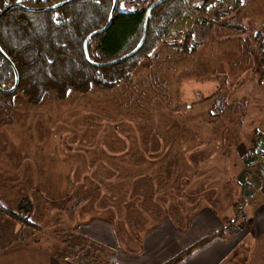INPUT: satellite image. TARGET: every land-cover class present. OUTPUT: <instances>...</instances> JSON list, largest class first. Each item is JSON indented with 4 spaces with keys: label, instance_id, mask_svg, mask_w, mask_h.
Instances as JSON below:
<instances>
[{
    "label": "rangeland",
    "instance_id": "obj_1",
    "mask_svg": "<svg viewBox=\"0 0 264 264\" xmlns=\"http://www.w3.org/2000/svg\"><path fill=\"white\" fill-rule=\"evenodd\" d=\"M222 1L201 10L207 23L189 12L200 2L183 3L166 37L111 90L37 105L22 93L0 99V208L17 211L30 201L38 227L0 212V254L29 244L69 264H115L113 250L79 224L112 223L123 250L138 253L165 221L197 233L202 211L223 225L193 245L216 235L209 243L245 246V222L260 201L254 185L264 186V71L257 67L264 45L256 41L264 0H245L242 19L231 24L244 0L212 8ZM20 232L26 240H14ZM240 250L238 259L248 258Z\"/></svg>",
    "mask_w": 264,
    "mask_h": 264
},
{
    "label": "trees",
    "instance_id": "obj_2",
    "mask_svg": "<svg viewBox=\"0 0 264 264\" xmlns=\"http://www.w3.org/2000/svg\"><path fill=\"white\" fill-rule=\"evenodd\" d=\"M64 1L67 0H0V15L9 6L18 3L29 8L45 9ZM190 1L200 2L201 11L217 0ZM113 2L77 0L57 11L37 13L20 7L5 14L0 20V48L3 51L0 52V89L9 90L16 84V74L9 60L19 74V86L12 94L0 92V99L22 93L30 104L37 105L48 96L65 99L70 92L88 93L93 88L111 90L122 80L129 79L139 66L140 59L152 52L158 41L166 37L184 10L183 0L162 2L148 19L147 38L141 50L120 64L98 67L93 63H109L134 51L143 36L147 10L117 12L111 27L89 40L90 61L87 60L84 43L93 32L108 25ZM190 34L187 33L186 39ZM259 174L264 178V165H260ZM0 212L24 227L38 228L30 222L34 212L30 201L17 211L0 208ZM14 237L17 241L26 240L21 232ZM215 237L211 235L205 238L165 264H179Z\"/></svg>",
    "mask_w": 264,
    "mask_h": 264
},
{
    "label": "crops",
    "instance_id": "obj_3",
    "mask_svg": "<svg viewBox=\"0 0 264 264\" xmlns=\"http://www.w3.org/2000/svg\"><path fill=\"white\" fill-rule=\"evenodd\" d=\"M246 1L244 0L243 5L236 9L235 15L234 13L233 15L231 14V20H229L228 24L238 22L243 16L242 14L247 7ZM247 21L244 18L243 24ZM261 25L262 23L260 22L259 26L261 27ZM226 28H231V26L229 25L224 29ZM258 33H261V35L258 36L256 34L258 36H256V41L264 45V32L261 30ZM263 64L264 62L260 55L257 67H260L261 71H264ZM256 184L260 185L259 183ZM254 187L258 191L256 196H260V201L257 200V205L245 222V228H247L245 232H248V230L252 231H249L248 236H245V246L225 247L226 241L216 239L207 246L195 250L179 264H238L237 260H243V264H264V186L260 189L255 185ZM247 193L246 196L252 197L248 198L251 201L254 198V194L252 192ZM111 224L95 219L91 224H86L85 226L79 224L77 229L84 233L85 236L101 240L107 244L113 250L112 262L115 264H164L195 242L217 231L223 225L222 217L213 211H202L200 213L192 225V229L194 228L197 233L192 235L184 234V232L177 230L170 221H165L157 229L146 235L141 252L127 253L120 246L115 236L114 227ZM24 246L19 249H12L13 247H11L5 252L3 251L0 254V264H69L66 260L56 259L45 253L39 247L30 246L29 244ZM239 248H242L240 251L243 253L247 252L249 254L248 258L244 254V258L240 257L238 259L235 253L236 249L238 250ZM240 251H238L239 255Z\"/></svg>",
    "mask_w": 264,
    "mask_h": 264
},
{
    "label": "water",
    "instance_id": "obj_4",
    "mask_svg": "<svg viewBox=\"0 0 264 264\" xmlns=\"http://www.w3.org/2000/svg\"><path fill=\"white\" fill-rule=\"evenodd\" d=\"M74 1H77V0H67V1H64L63 3L59 4V5H55L53 7H49V8H45V9H35V8H29V7H26L24 6L23 4L21 3H18L16 5H12V6H9L1 15H0V20L3 18V16L9 12H11L14 8H24L26 9L27 11L29 12H44V11H57L58 9H60L61 7L65 6L66 4L68 3H71V2H74ZM113 6H112V10H111V14H110V18H109V23L108 25L103 28V29H100L98 31H95L93 32L85 41L84 43V50H85V54H86V57H87V60L90 61L89 59V54H88V42L89 40L95 36V35H98V34H102L104 33L107 29H109L113 23V18L114 16L117 14L118 11V0H113ZM165 1H168V0H159L157 1L156 3H154L146 12V16H145V24H144V31H143V36H142V39L139 43V45L136 47V49L134 51H132L131 53L119 58V59H116L114 61H111L109 63H103V64H97V63H93L95 66H98V67H105V66H111V65H117V64H120L122 62H124L125 60L129 59V58H132L134 57L140 50L141 48L143 47L145 41H146V38H147V23H148V19L149 17L151 16V13L153 12V10L159 5L161 4L162 2H165ZM0 52L3 53L2 49L0 48ZM10 64L12 65L13 69H14V72L16 74V84L13 88L9 89V90H2L0 89V92L1 93H4V94H12L14 93L15 91H17L18 89V86H19V74L14 66V64L9 60Z\"/></svg>",
    "mask_w": 264,
    "mask_h": 264
},
{
    "label": "built area",
    "instance_id": "obj_5",
    "mask_svg": "<svg viewBox=\"0 0 264 264\" xmlns=\"http://www.w3.org/2000/svg\"><path fill=\"white\" fill-rule=\"evenodd\" d=\"M18 1H27V0H18ZM54 1V0H49ZM155 0H118V11L121 13H133L137 11H146L150 8L151 4ZM235 0H226L222 1L220 4H218L216 7H212L218 11H225L227 9H230L231 5H234ZM184 4L192 3L190 0H183ZM190 9L189 12L194 15V17H197V21L200 23H207L209 22L207 20V17L203 16L201 14V11L199 10L198 6L196 5H189ZM195 17V18H196ZM196 42V41H195Z\"/></svg>",
    "mask_w": 264,
    "mask_h": 264
}]
</instances>
